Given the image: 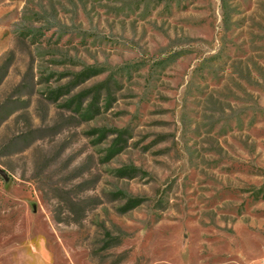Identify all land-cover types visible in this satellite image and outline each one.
Segmentation results:
<instances>
[{
	"label": "rangeland",
	"instance_id": "1",
	"mask_svg": "<svg viewBox=\"0 0 264 264\" xmlns=\"http://www.w3.org/2000/svg\"><path fill=\"white\" fill-rule=\"evenodd\" d=\"M0 264H264V0H0Z\"/></svg>",
	"mask_w": 264,
	"mask_h": 264
},
{
	"label": "trees",
	"instance_id": "2",
	"mask_svg": "<svg viewBox=\"0 0 264 264\" xmlns=\"http://www.w3.org/2000/svg\"><path fill=\"white\" fill-rule=\"evenodd\" d=\"M111 152H112L111 154H113V151H111ZM120 196H122V195H120ZM142 203H143L142 200H139V199H133V200H132V199H130V200L128 201V203H127L125 209L127 210V212L132 211V210H134L135 208H137L138 206H140ZM126 210H125V211H126Z\"/></svg>",
	"mask_w": 264,
	"mask_h": 264
}]
</instances>
